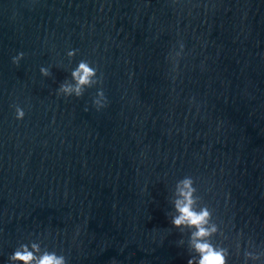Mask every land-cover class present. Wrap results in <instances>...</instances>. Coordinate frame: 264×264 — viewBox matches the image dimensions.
Here are the masks:
<instances>
[{"label": "water", "instance_id": "obj_1", "mask_svg": "<svg viewBox=\"0 0 264 264\" xmlns=\"http://www.w3.org/2000/svg\"><path fill=\"white\" fill-rule=\"evenodd\" d=\"M82 59L102 84L57 97ZM185 176L229 264L249 238L264 248V0H0V264L28 241L68 264H187L170 224Z\"/></svg>", "mask_w": 264, "mask_h": 264}, {"label": "clouds", "instance_id": "obj_2", "mask_svg": "<svg viewBox=\"0 0 264 264\" xmlns=\"http://www.w3.org/2000/svg\"><path fill=\"white\" fill-rule=\"evenodd\" d=\"M179 0H172L178 3ZM185 44L177 41L170 47L165 55V60L169 65L166 77L170 82L175 83L179 77L180 60L183 58ZM78 49H71L66 52L69 62L77 54ZM24 53L18 52L11 58L13 65H18ZM40 75L47 77L49 69L41 67ZM132 73H129L131 79ZM103 73L98 74V68L88 60H80L70 71V79L66 78L56 89L57 97L63 96L80 98L87 89L102 84ZM191 102V99H190ZM92 106L101 110L107 106V97L103 88H97L92 98ZM87 110V109H85ZM24 110L14 106V118L17 121L23 120ZM172 211L175 213L171 217L170 224L175 229L187 230L186 250L189 253L187 264H229V246L224 241L228 239L223 228L213 218V210L203 202L198 194L195 180L192 176H185L178 180L172 192ZM78 234V232H77ZM183 232L181 235L183 236ZM243 233L238 231L234 244L236 255L241 254L240 239ZM185 240L181 238L177 241V246H184ZM243 264H264V248H259L250 238L242 252ZM8 264H68L63 254L50 251L47 247L42 248L39 241H28L20 243L7 258Z\"/></svg>", "mask_w": 264, "mask_h": 264}]
</instances>
